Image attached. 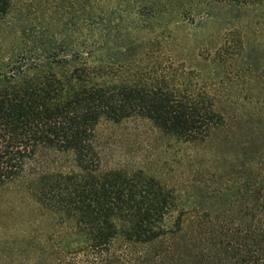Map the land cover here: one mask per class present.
<instances>
[{
	"label": "trees",
	"instance_id": "16d2710c",
	"mask_svg": "<svg viewBox=\"0 0 264 264\" xmlns=\"http://www.w3.org/2000/svg\"><path fill=\"white\" fill-rule=\"evenodd\" d=\"M112 1L71 2L68 22L55 7L33 24L25 6L0 0V191L17 187L39 213L19 227L21 253L0 264H264V141L237 159L226 191L241 199L203 210L104 134L134 124L178 146H206L255 118L221 111L245 71L186 70L166 50L171 36L153 34L155 4L121 0L113 11ZM237 39L211 63L243 48ZM257 120L264 129V115Z\"/></svg>",
	"mask_w": 264,
	"mask_h": 264
},
{
	"label": "rangeland",
	"instance_id": "374dc122",
	"mask_svg": "<svg viewBox=\"0 0 264 264\" xmlns=\"http://www.w3.org/2000/svg\"><path fill=\"white\" fill-rule=\"evenodd\" d=\"M16 1L19 6H25L26 13L31 14V23L35 24L48 22L49 17L54 16L55 7L63 13V21L68 22L71 11L65 12L72 7L71 2L78 0ZM146 1L158 7L156 16L160 25L153 28V34L171 36L166 50L176 64L206 74L227 69L245 71L244 79L233 81V100L223 104L221 111H238L245 117L255 118L231 133H218L212 143L203 147L178 146L145 127L136 130L134 124L106 127L104 134L118 153L143 157L146 171L156 175L175 194L176 187L183 189L188 203H199L203 210L225 208L241 199V193L226 191L240 172L237 159L246 151L259 152L264 141V129L257 120V116L264 115L261 106L264 102V6L225 7L203 0ZM133 2L127 1L128 4ZM120 5L121 0H113L111 8L115 11ZM74 10L73 17L77 19L78 12ZM237 38L241 39L243 48L226 53L224 63L212 64L224 41L227 39L234 45ZM249 70H252L251 76ZM220 188L224 192L214 193ZM19 192L17 187L0 191V257H17L21 253L19 227L39 216L27 195L22 200Z\"/></svg>",
	"mask_w": 264,
	"mask_h": 264
}]
</instances>
